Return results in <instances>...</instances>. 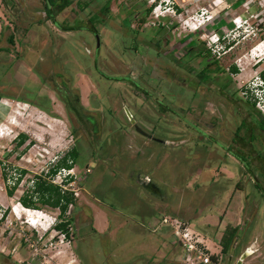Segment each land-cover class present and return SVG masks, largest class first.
Masks as SVG:
<instances>
[{
    "label": "rangeland",
    "instance_id": "obj_1",
    "mask_svg": "<svg viewBox=\"0 0 264 264\" xmlns=\"http://www.w3.org/2000/svg\"><path fill=\"white\" fill-rule=\"evenodd\" d=\"M228 3L220 16L239 9V0ZM204 4L69 0L52 19L41 0H0V264H183L170 228L159 223L164 215L188 220L217 252L224 230L237 226L220 264H264V200L204 135L200 107L189 110L179 80L221 68L241 103L264 117V98L248 93L264 94V30L233 29L237 44L213 60L181 27ZM72 148V167L46 174ZM136 164L161 183L166 201L134 182ZM68 170L64 189L74 200L63 216L47 204L19 203L34 175L58 184ZM145 211L155 218L150 228ZM67 219L66 237L54 225Z\"/></svg>",
    "mask_w": 264,
    "mask_h": 264
},
{
    "label": "flooded vegetation",
    "instance_id": "obj_2",
    "mask_svg": "<svg viewBox=\"0 0 264 264\" xmlns=\"http://www.w3.org/2000/svg\"><path fill=\"white\" fill-rule=\"evenodd\" d=\"M223 73L221 68H214L211 72L200 70L195 77L174 78L185 80L189 110L193 111V105L200 107L204 135L224 156L234 159L238 176L245 177L249 189L259 192L264 200V117L249 104L241 103ZM139 133L151 138L143 130ZM137 166L130 169L134 182L151 195L168 199L161 183Z\"/></svg>",
    "mask_w": 264,
    "mask_h": 264
},
{
    "label": "built area",
    "instance_id": "obj_3",
    "mask_svg": "<svg viewBox=\"0 0 264 264\" xmlns=\"http://www.w3.org/2000/svg\"><path fill=\"white\" fill-rule=\"evenodd\" d=\"M192 1L205 2V4L197 7L193 14L184 18L181 21V27L190 34L197 36L204 45L205 52L213 60H219L237 44V36L233 34V29L248 31L250 32L249 35L253 36H257L261 30H264V13H261V10H264V0H239V9L230 10L224 17L220 16L221 12L218 11V8L227 2L222 11L231 9L232 3H228V0ZM160 9L161 5H155L152 8L151 13L155 19L163 16ZM176 12L177 8L172 6V14L175 15ZM254 20L255 22H253ZM219 22H224V24L221 26ZM206 24H209L208 29L200 31ZM231 26L233 28H230ZM247 91V87H245L242 94H246ZM248 93L252 100H255L258 95L260 98H264V94H260L255 90L250 89ZM62 170L64 171L65 169L62 168ZM71 173L68 170L62 174L57 185L64 189V182L71 177ZM159 223L165 224L170 228L181 249L183 264H220L221 255L219 253L221 252V246H218L220 248L219 252L212 251L207 244V237L194 229L188 220L164 215ZM155 228L156 226H154Z\"/></svg>",
    "mask_w": 264,
    "mask_h": 264
},
{
    "label": "trees",
    "instance_id": "obj_4",
    "mask_svg": "<svg viewBox=\"0 0 264 264\" xmlns=\"http://www.w3.org/2000/svg\"><path fill=\"white\" fill-rule=\"evenodd\" d=\"M43 4V8L45 14H47L48 18L53 19L54 9L55 8H65L69 5V0H41ZM151 7H147L143 13V17L140 19V23L144 22L146 14L151 10ZM56 22V21H55ZM57 23V22H56ZM231 72H236L237 68L232 66L230 68ZM260 77L264 79L263 73L260 74ZM25 103V102H23ZM253 105V103H252ZM24 140V135L22 134L20 138L17 140V144L21 143ZM78 152L76 149L72 148L68 151L62 159L55 163L49 170H47L46 174L52 176L56 173L59 168L69 169L72 167V162L77 158ZM19 175L25 173L24 170H19ZM18 179L16 178L12 187H9L7 193L9 195L13 194V190L18 183ZM74 197L71 192L68 190H63L59 185L53 184L50 181L45 180L41 176H35L32 179L31 188L26 191V193L19 198V203L27 208V209H39L36 202L39 204H47L51 207H56L60 210V215L63 216L67 211L69 205L73 203ZM69 219L65 221H60L55 223L54 228L58 231H61L64 236H68V228ZM239 237L238 227H230L226 228L219 240V244L221 246V253L227 255L235 246V243Z\"/></svg>",
    "mask_w": 264,
    "mask_h": 264
},
{
    "label": "crops",
    "instance_id": "obj_5",
    "mask_svg": "<svg viewBox=\"0 0 264 264\" xmlns=\"http://www.w3.org/2000/svg\"><path fill=\"white\" fill-rule=\"evenodd\" d=\"M253 11H254V9H253ZM5 110H6V105L3 103V102H1L0 103V122L2 121V118L4 117V114H5ZM144 189V188H143ZM146 192H147V190H145ZM147 194H149V195H151L150 193H148L147 192ZM152 196V198H154V199H156L157 200V198L155 197V196H153V195H151ZM160 200V199H159ZM162 201H166L165 199H161ZM158 201V200H157ZM153 204H156V203H153ZM153 204H151V206L153 205ZM145 217H147V220L149 221L147 224V227L148 228H150V223L152 224L151 226H153L154 224H155V218L148 212V211H145ZM152 231H156V229H152ZM220 245V244H219Z\"/></svg>",
    "mask_w": 264,
    "mask_h": 264
},
{
    "label": "water",
    "instance_id": "obj_6",
    "mask_svg": "<svg viewBox=\"0 0 264 264\" xmlns=\"http://www.w3.org/2000/svg\"><path fill=\"white\" fill-rule=\"evenodd\" d=\"M228 264H230L229 261H228ZM238 264H239V263H238Z\"/></svg>",
    "mask_w": 264,
    "mask_h": 264
},
{
    "label": "bare ground",
    "instance_id": "obj_7",
    "mask_svg": "<svg viewBox=\"0 0 264 264\" xmlns=\"http://www.w3.org/2000/svg\"><path fill=\"white\" fill-rule=\"evenodd\" d=\"M30 212H31V210H30ZM34 224V223H33ZM37 225V224H36Z\"/></svg>",
    "mask_w": 264,
    "mask_h": 264
}]
</instances>
